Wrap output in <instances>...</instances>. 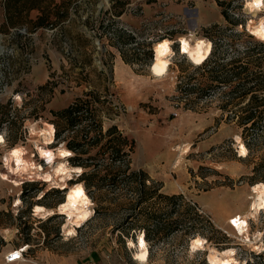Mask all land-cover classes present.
Segmentation results:
<instances>
[{
    "label": "rangeland",
    "instance_id": "obj_1",
    "mask_svg": "<svg viewBox=\"0 0 264 264\" xmlns=\"http://www.w3.org/2000/svg\"><path fill=\"white\" fill-rule=\"evenodd\" d=\"M252 1L77 0L61 30L32 31L9 28L0 6V264H6L9 251L19 248L26 251L18 264H208L212 251L227 249L236 251L237 264H264V212L251 217L250 210L253 189L264 181L253 171L256 157L238 156L236 138L242 142V129L228 118L242 104L222 109L224 88L200 91L195 87L188 92L178 88L181 82L193 85L192 78L202 80L201 72L195 71L198 66L179 52L181 37L207 40L211 47L212 41L221 38L220 52L227 59L236 49L264 44L238 28L245 20L264 18V6L258 11L257 7L248 9L261 0ZM35 15L32 12L30 18ZM110 22L138 41L147 38L150 45L137 49L144 59L142 67L125 64L110 45ZM99 23L106 32L102 42L94 38ZM85 38L91 39V46ZM161 40L172 42L173 55L166 75L157 79L150 73V64L153 46ZM131 47L138 46L125 48ZM149 50L151 59H145L143 54ZM88 91L103 101L97 104L103 130L116 125L134 142L132 167L158 182L165 194H181L205 220L194 233L182 228L161 242H146L149 257L145 263L134 258L136 248L129 246L143 235L142 226L132 232L133 239L126 238L122 228L126 213L95 215L96 204L84 190L92 216L67 235L66 219L56 209L66 190L51 189L34 179L19 186L1 179L8 154L21 148L25 160L41 166L45 173L58 162L72 167L68 160L73 154L57 157L67 149L62 140H55L54 132L48 145L31 131H52L51 112L66 108ZM78 176L71 173L66 186L81 184ZM38 205L53 214L35 216L33 208ZM238 217L249 218L248 240L231 226V219ZM195 238L206 241L203 250H190Z\"/></svg>",
    "mask_w": 264,
    "mask_h": 264
},
{
    "label": "trees",
    "instance_id": "obj_2",
    "mask_svg": "<svg viewBox=\"0 0 264 264\" xmlns=\"http://www.w3.org/2000/svg\"><path fill=\"white\" fill-rule=\"evenodd\" d=\"M77 0H0L4 10L5 23L9 28H25L32 31L39 28L62 29L64 20L70 18V8ZM36 12L34 18H30ZM226 14V13H225ZM107 28L113 37L108 39L120 53L125 64L143 65L137 49L146 44L147 38L138 41L125 34L111 22ZM94 38L102 42L106 37L103 23ZM216 26L213 30H217ZM216 35H219L218 32ZM114 39V41L112 40ZM221 39V38H220ZM212 41V51L195 71L201 72L202 80L179 84L184 92L197 87L200 91L224 88L225 99L222 109L242 104L238 112L228 117L241 128L240 140L247 149V157L257 158L253 171L264 181V44L255 42L250 48L236 49L233 56L225 58L220 52L221 40ZM89 44L91 39L85 38ZM141 42V43H139ZM138 47L125 48L127 45ZM91 46V44H90ZM124 49V50H123ZM130 52H132L130 54ZM129 53V54H128ZM145 59H151V52H144ZM191 85V86H190ZM98 103H103L98 94L88 91L75 98L66 108L52 111L50 128L55 140L65 143L72 156L68 162L80 168L78 183L96 204L95 215L101 213H126L122 223L126 238L133 239V233L141 225L145 241L161 242L164 238L179 232L194 233L205 222L195 205L181 194L167 195L161 185L140 169L132 167L130 154L134 142L129 141L117 126L103 130ZM8 122V117H5ZM11 123L10 121L8 122ZM261 149L260 152L258 150ZM59 192V191H56ZM47 194L43 196L45 198ZM208 223L209 228L212 225ZM202 227V226H201ZM133 232V233H132ZM132 235L130 236L129 234Z\"/></svg>",
    "mask_w": 264,
    "mask_h": 264
},
{
    "label": "bare ground",
    "instance_id": "obj_3",
    "mask_svg": "<svg viewBox=\"0 0 264 264\" xmlns=\"http://www.w3.org/2000/svg\"><path fill=\"white\" fill-rule=\"evenodd\" d=\"M256 7V4H254V6L248 9L254 11ZM247 30L254 38L264 42V18H260L257 21H251V23L247 25ZM171 44L172 42L169 40H161L153 46L154 54L150 64V73L157 79L164 77L169 69V58L173 55V50L170 47ZM178 46L180 54L185 56L187 61L195 66H201L212 51L211 43L202 39H187L181 37L178 41ZM31 132L33 135L38 134L42 136L46 144L52 145L53 131L36 129ZM2 140L3 138L0 136V143H2ZM236 141L238 142V156L246 157V147L242 142L238 141L237 138ZM71 154L70 150L62 149L58 152L57 157L59 159H66L68 156H71ZM24 155L23 148L12 150L10 154H8V166H6L7 168L1 176V179L10 181L15 186H19L23 181L28 179H34V181L39 180L43 183H47L48 187L51 189L57 188L66 190L63 203L57 206L56 209L57 212L64 215L66 219L64 223L65 233L67 235H72L75 233L76 228L81 227L83 223L92 216V210L90 208L91 201L85 193L82 185L75 184L69 187L66 186V182L70 179L71 173L80 175L82 170L80 168L68 167L67 163L64 162H58L52 166L50 172L45 173L41 166L25 160ZM3 162L6 165L5 159ZM253 194L254 198L250 209L251 217L257 214L258 211L264 212V183L256 184L253 189ZM33 210L35 216L39 215L40 217H46L53 214L52 211L45 210L39 205L35 206ZM232 219L233 224L235 225V230L239 231L240 234L244 235L245 239L248 240L247 227L249 218L238 217ZM206 244L207 243L204 239L195 238L190 243V250H203ZM129 246L131 248L133 246L136 248L134 258L137 261L145 263L148 260L149 253L147 250V243L142 234L138 236V240L135 244L130 243ZM235 254L236 251L233 249H227L222 253L212 251L208 256L207 261L208 264H237Z\"/></svg>",
    "mask_w": 264,
    "mask_h": 264
},
{
    "label": "built area",
    "instance_id": "obj_4",
    "mask_svg": "<svg viewBox=\"0 0 264 264\" xmlns=\"http://www.w3.org/2000/svg\"><path fill=\"white\" fill-rule=\"evenodd\" d=\"M264 6V0H261L260 5L257 6V11L260 10V7ZM252 19L245 20L244 24L240 23L238 24V28L244 30L251 35V33L247 30V24L251 23ZM247 22V23H246ZM252 36V35H251ZM231 226H233L235 230V225L233 224V219H231ZM26 248H19V249H13L8 252V254L5 256V263L6 264H18L23 261L24 259V253Z\"/></svg>",
    "mask_w": 264,
    "mask_h": 264
},
{
    "label": "water",
    "instance_id": "obj_5",
    "mask_svg": "<svg viewBox=\"0 0 264 264\" xmlns=\"http://www.w3.org/2000/svg\"><path fill=\"white\" fill-rule=\"evenodd\" d=\"M23 31H24V29H23ZM86 35H88V34L86 33ZM89 37H90V36H89ZM91 38H92V37H91ZM95 44L98 45V41H97V40H95ZM101 50L104 51V48L101 47ZM0 51H1V47H0ZM194 66H195V65H194Z\"/></svg>",
    "mask_w": 264,
    "mask_h": 264
},
{
    "label": "crops",
    "instance_id": "obj_6",
    "mask_svg": "<svg viewBox=\"0 0 264 264\" xmlns=\"http://www.w3.org/2000/svg\"><path fill=\"white\" fill-rule=\"evenodd\" d=\"M118 58V60H116V65H119V63H120V57H117Z\"/></svg>",
    "mask_w": 264,
    "mask_h": 264
}]
</instances>
